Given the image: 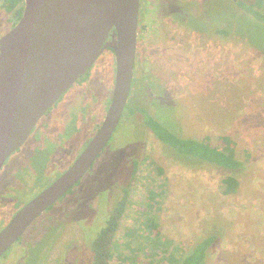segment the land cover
<instances>
[{
    "label": "rangeland",
    "instance_id": "rangeland-1",
    "mask_svg": "<svg viewBox=\"0 0 264 264\" xmlns=\"http://www.w3.org/2000/svg\"><path fill=\"white\" fill-rule=\"evenodd\" d=\"M236 2L141 0L139 50L145 72L133 83L124 117L67 199L74 217L69 264L92 263L90 243L124 187L128 197L111 244L109 264H120L122 256L133 255L128 251L141 238L130 239L128 230L137 228L146 234L144 224L149 225V233L156 224L163 241L180 246L182 251L175 259L202 238L215 234L204 264H264V53L260 50L264 49V26L243 14ZM259 10L264 13V3ZM178 11L185 20L178 18ZM179 23L205 25L210 32L198 34ZM222 23H231L234 34L216 32L215 27ZM113 70L109 51L91 67V78L102 85L100 100L104 95L106 99L75 137L78 148L80 141L93 133L98 120L95 115L103 113V102L113 86ZM151 79L159 93L154 101L149 94ZM141 110L181 137L216 145L219 136H230L241 168L228 172L207 162L175 157L146 126ZM228 174H233L239 185L236 192L224 194L221 179ZM33 190L31 186L26 193ZM149 190L157 195L152 207L147 206ZM146 250L136 254L137 264H148L154 258L150 255L153 251ZM159 257L155 256L154 264H161L163 257Z\"/></svg>",
    "mask_w": 264,
    "mask_h": 264
},
{
    "label": "water",
    "instance_id": "water-1",
    "mask_svg": "<svg viewBox=\"0 0 264 264\" xmlns=\"http://www.w3.org/2000/svg\"><path fill=\"white\" fill-rule=\"evenodd\" d=\"M19 22L0 38V168L38 119L102 52L115 57L112 98L100 129L74 163L0 231V254L34 218L87 172L127 102L141 0H25Z\"/></svg>",
    "mask_w": 264,
    "mask_h": 264
},
{
    "label": "flooded vegetation",
    "instance_id": "flooded-vegetation-1",
    "mask_svg": "<svg viewBox=\"0 0 264 264\" xmlns=\"http://www.w3.org/2000/svg\"><path fill=\"white\" fill-rule=\"evenodd\" d=\"M25 6V0H0V25L3 27L0 30V38L19 22ZM179 25L198 34L208 29L202 27L203 25L195 26L192 23H179ZM139 31L138 23L135 61L128 99L132 93L133 83L142 78L145 72L142 65L145 61L139 50ZM228 31L226 34H234L233 28L230 27ZM207 32L210 31L207 30ZM106 51H109L114 60V86L115 57L110 48L105 49L102 54ZM91 75L90 68L79 76L38 119L24 142L2 164L0 168V231L27 202L52 184L74 163L100 129L112 98L113 86L109 88L107 102H103V113L98 114L99 116L95 115L98 120L93 133L80 141L82 145L80 148L75 145V137L87 127L91 114L101 110V105L96 110L97 105L106 99L104 95L105 97L103 96L100 100L99 86L102 85L98 84L97 78H91ZM151 80L148 81L151 89L149 94L153 96L152 101H154L159 93L155 87L157 86L155 81ZM121 117H124L123 112ZM78 183L79 181L34 218L0 254V264H69V261H72L73 233L71 230L74 217L68 211L71 207L67 199ZM31 186L35 190L26 193ZM53 251H55L53 258L47 257Z\"/></svg>",
    "mask_w": 264,
    "mask_h": 264
},
{
    "label": "trees",
    "instance_id": "trees-1",
    "mask_svg": "<svg viewBox=\"0 0 264 264\" xmlns=\"http://www.w3.org/2000/svg\"><path fill=\"white\" fill-rule=\"evenodd\" d=\"M263 3L264 0H254L252 3H246L244 1L237 0L236 5L242 9L241 11L243 14L247 16L251 15L255 20L261 22L264 26V13L259 10V8L263 6ZM177 10L179 9L177 8ZM176 15H179L178 18L185 20L179 11L176 13ZM228 21L230 22L229 18ZM230 24L231 23H222V25L218 24L216 27L217 32L222 34L228 33ZM202 27H205V25ZM234 27L236 28V26ZM236 34L241 33L236 32ZM258 49L260 48L258 47ZM260 50L264 53V49ZM141 112L146 126L164 145L168 146L172 150V153L175 157H178L179 159L190 158L198 162H207L228 172H236L241 168L242 162L236 155V143L233 139H231L230 136H219L218 144L216 145H211L205 140L199 141L193 138L181 137L163 126L158 120L145 112V110H141ZM221 183L223 185L222 192L224 194L236 192L239 185L237 178L233 174H228L223 177L221 179ZM155 196L157 195L154 191H148L147 200H150L151 202L149 201L147 206H153L152 204L155 202ZM127 197L128 190L126 187H124L121 197L115 202L113 210L108 215L104 225L100 227L97 236L91 241V264H109V259L112 257L111 244L115 238L118 220L125 211ZM137 211L140 213L145 212V210L142 208H138ZM151 227L153 228V231L152 233H149V231L147 232L149 225L147 226L144 224L143 231L146 234H142V232H139V229L137 228H133L130 231L128 230L129 233L127 234L130 239L134 236H138L139 239L141 238V241L135 246V248H130L131 251H128L131 253L133 252V255H124L122 258H120V264H124L128 261H131L133 264H137L136 254L139 251L146 253L147 248L153 251L150 255H152L151 257H154L150 259L148 264H154L155 256H160L159 258L163 257V260L160 261L161 264H174L175 261L177 264H204L207 252L216 240L215 234H209L197 242L187 253L179 254L177 259H175V254L179 251H182L180 246H172L170 242L167 244L166 240L163 241L160 238V231L157 229L156 224H152Z\"/></svg>",
    "mask_w": 264,
    "mask_h": 264
}]
</instances>
